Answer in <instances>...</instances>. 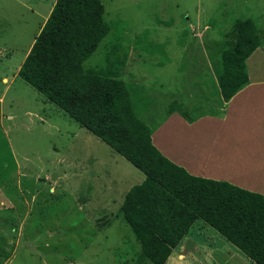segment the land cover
I'll return each instance as SVG.
<instances>
[{
	"label": "rangeland",
	"instance_id": "rangeland-1",
	"mask_svg": "<svg viewBox=\"0 0 264 264\" xmlns=\"http://www.w3.org/2000/svg\"><path fill=\"white\" fill-rule=\"evenodd\" d=\"M100 1L112 26L82 65H102L118 41L119 77L144 89L140 117L152 135L190 159L192 148L213 145L210 169L234 157L219 144L226 123L207 114L189 123L167 110L175 101L190 116L222 112L214 92L219 53L235 18L250 17L264 32V0ZM53 2L0 0V264H131L139 243L120 205L142 172L16 75ZM143 30L149 51L132 45ZM246 69L248 82L264 81V43ZM163 264L253 263L198 221Z\"/></svg>",
	"mask_w": 264,
	"mask_h": 264
},
{
	"label": "trees",
	"instance_id": "trees-1",
	"mask_svg": "<svg viewBox=\"0 0 264 264\" xmlns=\"http://www.w3.org/2000/svg\"><path fill=\"white\" fill-rule=\"evenodd\" d=\"M103 12L100 0H54L16 75L142 172L143 179L127 189L120 205L139 243L131 264H163L198 221L253 264H264V195L192 175L158 151L151 142L153 128L140 117L144 89L119 77L118 41L104 53L102 65H82L112 26ZM231 27L215 79L214 92L222 103L248 84L246 59L264 43V32L250 17L235 18ZM144 39L145 30L132 38V45L149 51L151 43ZM167 112L188 122L218 114L190 116L175 101Z\"/></svg>",
	"mask_w": 264,
	"mask_h": 264
},
{
	"label": "crops",
	"instance_id": "crops-1",
	"mask_svg": "<svg viewBox=\"0 0 264 264\" xmlns=\"http://www.w3.org/2000/svg\"><path fill=\"white\" fill-rule=\"evenodd\" d=\"M223 104L225 105L220 114L206 116V119L226 123L222 132L224 140L219 144L227 143L226 146L230 149L225 147L227 148L225 152L230 155L234 153L235 156L225 155L224 162L215 163L212 169H210L211 160L208 159L207 154L210 153L213 145L206 149L204 147L192 148L193 158L190 159L183 154L181 149H171L158 131L156 136L151 133V142L161 154L182 166L192 175L226 180L264 195V81H249ZM193 122L200 123V120ZM234 139L236 145H231ZM173 147L175 148L174 145ZM206 163L208 167H205ZM218 169L221 175L215 173Z\"/></svg>",
	"mask_w": 264,
	"mask_h": 264
}]
</instances>
